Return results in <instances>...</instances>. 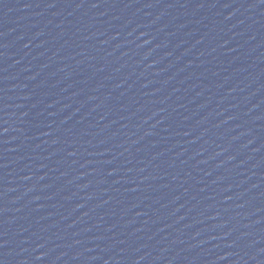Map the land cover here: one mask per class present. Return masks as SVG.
Returning a JSON list of instances; mask_svg holds the SVG:
<instances>
[{"label":"water","instance_id":"water-1","mask_svg":"<svg viewBox=\"0 0 264 264\" xmlns=\"http://www.w3.org/2000/svg\"><path fill=\"white\" fill-rule=\"evenodd\" d=\"M0 264H264V0H0Z\"/></svg>","mask_w":264,"mask_h":264}]
</instances>
